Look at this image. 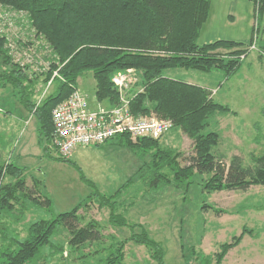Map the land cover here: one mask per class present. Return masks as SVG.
Here are the masks:
<instances>
[{
  "label": "trees",
  "instance_id": "obj_1",
  "mask_svg": "<svg viewBox=\"0 0 264 264\" xmlns=\"http://www.w3.org/2000/svg\"><path fill=\"white\" fill-rule=\"evenodd\" d=\"M249 1L254 4L249 42L220 39L201 44V31L210 17V0H0V115L5 119L15 116L11 107L19 105L24 119L29 116L37 122L39 143L45 152L56 151L52 147L53 110L79 90L80 78L86 74L94 76L95 98L99 103H107L110 109L118 107L122 100L113 84L114 77L118 73L131 74L135 84L126 96L133 114L171 120V131H183L194 142L192 152L186 156L173 148L161 147L160 140L165 137L155 141L131 140L126 134L114 138L145 159L149 155L143 170L150 171L146 175L151 187L174 185L175 189L184 187L190 191L196 181L207 193H246L253 187H264V145L257 143L259 148L250 153L248 165L240 155L227 162V156L219 151L223 143L221 134L208 130L216 115L231 114V110L218 104L215 92L206 86L169 74H210L215 70L230 79L252 53L264 64V0ZM39 87L41 91H37ZM259 124L254 126L262 137ZM0 154V224L4 220L0 226V264H30L44 247L53 248L51 256L61 253L62 261L74 254L79 255L78 260L101 255H80L87 244L102 241L101 226L94 221L83 228L74 226L81 222L80 212L92 204L96 194L99 207L109 209L114 225L139 227L129 225L124 214L116 213L123 188L110 198L97 191L72 212L54 220L22 224L23 214L29 210L24 202L21 204L29 195L27 171L16 165L13 157L3 161L1 149ZM182 159L185 165H181ZM83 180L94 186L85 177ZM33 199L50 205V200L43 201L42 196ZM19 206L22 209L18 210ZM215 213L227 214L217 210ZM13 226L23 230V237L9 239ZM60 229V236L68 233L70 238L64 239L65 245L54 246L53 239ZM242 232L233 243L221 247L222 251L215 256L217 264H222L229 251L252 233L247 228ZM148 236L144 233L145 239L140 241L139 236L131 234L127 239L154 248L158 264H165L162 245ZM126 242L115 241L110 246V256L105 259L102 255L101 264H124ZM207 260L212 261L209 256Z\"/></svg>",
  "mask_w": 264,
  "mask_h": 264
},
{
  "label": "rangeland",
  "instance_id": "obj_2",
  "mask_svg": "<svg viewBox=\"0 0 264 264\" xmlns=\"http://www.w3.org/2000/svg\"><path fill=\"white\" fill-rule=\"evenodd\" d=\"M210 2L211 15L200 43H213L220 39L249 42L254 4L249 0ZM169 74L192 84L205 85L217 92L216 95L213 93L215 101L227 106L232 113L223 112L216 115L208 131L221 134L223 143L219 151L227 156V162L233 156L240 155L248 165L250 153L259 148L257 143L264 145V64L259 61L257 54L249 55L244 66L230 79H227L223 72L215 70L210 74L193 71H176ZM95 83L92 74L84 75L79 82L80 88L88 93L90 99L95 92ZM40 87L37 91L42 90ZM11 111L24 116L19 105H13ZM2 117L0 115L1 133L8 125H3L5 118ZM8 119L9 123L14 121ZM35 122L24 126V133H16L14 139H10V133L3 135L7 139L6 149L2 148L6 150L3 161L12 159L16 147L27 156L19 160L16 153L12 159L16 165L27 171L26 191L29 195L21 204L24 202L29 210L23 214L22 224L27 225L42 219L54 220L60 215L72 212L97 191L110 198L123 188L117 200L119 205L116 213L124 214L123 217L129 225L136 224L142 228L114 225L109 209L99 207L96 194L92 204L80 212L81 222L74 226L83 228L90 221L101 226L102 241L87 244L86 251L80 254L88 257L98 252L101 255L78 260L79 255L74 254L67 261H62L61 253L51 256L53 248L44 247L41 254L30 264H101L102 257L106 259L112 253L110 246L115 241L125 239L127 242L124 247V264H158V254L154 248L127 239L132 234L139 236L141 241L145 239L142 237L144 233L162 245L165 264H217L215 256L222 251L221 247L233 243V239L239 238L244 228L252 233L245 235L240 245L229 251L222 264H264V187H253L246 193H207L196 181L190 191L184 187L175 189L174 185H161L154 189L148 184L147 175H150V171L143 170L145 162L149 163V155L145 159L139 153L119 144L118 139H114L104 147L78 149L70 157V161H60L55 150L45 152L42 146L38 147L39 136L35 131ZM259 122L262 137L257 135L254 126ZM256 137L260 140L257 141ZM2 142L6 141L0 138V145ZM160 143L161 147L173 148L186 156L192 152L194 146V142L180 130L171 131ZM180 162L185 165L183 159ZM83 177L90 180L94 186L86 183ZM125 185L127 186L124 187ZM35 196H42L43 201L47 198L50 205L40 204V199H33ZM20 209L21 206L18 210ZM216 210L227 214H216ZM3 223L4 220L0 226H3ZM18 229L17 226L9 229V239L23 237V230ZM60 231L62 230H58L53 239L54 246H63L66 243L64 239L70 238L68 233L64 237L60 236ZM68 248L70 250V247ZM206 256L211 257L212 261H206Z\"/></svg>",
  "mask_w": 264,
  "mask_h": 264
},
{
  "label": "built area",
  "instance_id": "obj_3",
  "mask_svg": "<svg viewBox=\"0 0 264 264\" xmlns=\"http://www.w3.org/2000/svg\"><path fill=\"white\" fill-rule=\"evenodd\" d=\"M113 84L122 98L116 108L92 111L85 95L76 90L53 110L52 147L60 157L69 159L78 149L103 145L120 135H129L131 140L149 138L155 141L171 132V120L133 114L131 101L126 96L135 84L131 74L118 73Z\"/></svg>",
  "mask_w": 264,
  "mask_h": 264
},
{
  "label": "crops",
  "instance_id": "obj_4",
  "mask_svg": "<svg viewBox=\"0 0 264 264\" xmlns=\"http://www.w3.org/2000/svg\"><path fill=\"white\" fill-rule=\"evenodd\" d=\"M211 11V10H210ZM210 15H211V13H210ZM210 18V17H209ZM209 20V19H208ZM208 23V22H207ZM206 23V24H207ZM252 24H251V30H252V28H253V25H254V23H253V21L251 22ZM206 24H205V26L203 27V29H202V31H201V35H200V37H202V33H203V31H204V29H205V27H206ZM251 32V31H250ZM201 39V38H200ZM210 43V42H209ZM209 43H204V44H209ZM84 76V75H83ZM81 78H83V77H81ZM80 78V79H81ZM79 82H80V80H79ZM190 83V82H189ZM197 85V84H196ZM78 88H79V90L86 96V98L88 99V102H89V108H90V110H93V111H96V110H98V109H108L109 107H108V104L107 103H99L98 101H97V99L95 98V92H96V88H95V92H94V95H93V97H92V99H90V97H89V95H88V93L86 92V91H84V89H82V88H80V86H79V83H78ZM202 86H205V85H202ZM90 87H91V89L93 88L92 87V85H90ZM54 90V89H53ZM27 115V114H26ZM25 115V116H26ZM11 119L12 120H14L12 123L10 122L9 123V119H4V122H3V125L6 123V124H8L5 128H4V131H2V133L0 132V134H1V136L2 137H0V138H2V140H5L6 142H2L1 143V145H0V149H1V151L3 152V154H2V156L4 157V159H5V155H6V150L4 151L2 148L4 147L5 148V146H6V143H7V139H5L4 137H3V135L4 134H9L10 133V139H14L15 138V135H16V133L18 134V133H24V131H25V129H24V126H29V125H32V122H35V120L34 119H29V116L27 117V120L26 119H24L20 114H18V113H15V116H13V117H11ZM35 124V131L38 133V124H37V122H35L34 123ZM39 139V138H38ZM22 141V140H21ZM21 141L19 142V144H21ZM3 144H4V146H3ZM39 146H41L40 145V143H39V145H38V147ZM6 149V148H5ZM24 152V151H23ZM16 153H18V155H17V158L19 159V160H23V159H25V158H27V156H25L23 153H22V151H19L18 150V148L16 147V151L14 152V154L12 155L13 157L14 156H16ZM21 168H23V167H21ZM26 175H27V173H26Z\"/></svg>",
  "mask_w": 264,
  "mask_h": 264
},
{
  "label": "water",
  "instance_id": "obj_5",
  "mask_svg": "<svg viewBox=\"0 0 264 264\" xmlns=\"http://www.w3.org/2000/svg\"><path fill=\"white\" fill-rule=\"evenodd\" d=\"M0 156H1V154H0Z\"/></svg>",
  "mask_w": 264,
  "mask_h": 264
}]
</instances>
